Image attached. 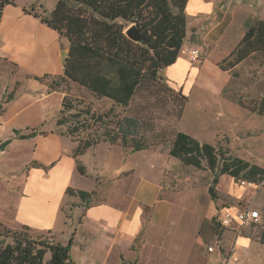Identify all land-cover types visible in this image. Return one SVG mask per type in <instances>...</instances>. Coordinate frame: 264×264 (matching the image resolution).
I'll return each instance as SVG.
<instances>
[{
	"label": "crops",
	"instance_id": "crops-1",
	"mask_svg": "<svg viewBox=\"0 0 264 264\" xmlns=\"http://www.w3.org/2000/svg\"><path fill=\"white\" fill-rule=\"evenodd\" d=\"M9 1L0 6V60L4 68H11L0 69L4 71L0 74V82L5 85L2 93L17 83L24 87L13 100L5 102L0 111V137L11 143L30 130L18 127L21 124L18 119L29 108L37 103L43 105L54 96L59 111V95L56 91L48 93L38 79L62 74L65 57L61 54L65 51L67 55L69 47L67 39L56 29L42 23L40 17L28 10L36 0ZM243 2L187 0L186 34L188 29L195 34L191 44L209 53L213 49L220 50L224 58L228 53V33L235 24L236 13L244 10ZM183 46L186 48L180 50L175 62L162 74L172 88H182L188 94L200 70L189 61L187 45ZM216 85L220 93L222 85ZM217 116L218 121L224 117ZM45 117L41 114L34 126H39L43 132L33 137L40 143L32 160L35 177H31L30 172L26 174L15 207L21 214L18 217L21 226L47 231L63 244L72 239L71 261L67 264H264L260 231L249 230L248 226L241 232L231 228L219 230L221 234L216 243L208 245L214 249L203 247L197 241L198 211L192 213L189 224L176 220L175 214L173 216L175 196L163 191L161 175L137 171L140 165L132 158L143 150L121 155L119 150L111 152L107 146L103 159L97 145L75 157L74 143L55 130L56 116L48 129L43 128ZM219 128L211 138L201 132L194 136L210 143ZM78 161L85 166L83 174L78 171ZM148 161L139 164L147 165ZM77 176L91 185L86 188L74 184ZM67 187L86 191L101 189L103 201L86 205L78 196L68 195ZM68 201L73 205L63 212L62 206ZM260 204L258 207L264 212V201ZM38 205L42 211L45 209V214L38 212Z\"/></svg>",
	"mask_w": 264,
	"mask_h": 264
},
{
	"label": "rangeland",
	"instance_id": "rangeland-1",
	"mask_svg": "<svg viewBox=\"0 0 264 264\" xmlns=\"http://www.w3.org/2000/svg\"><path fill=\"white\" fill-rule=\"evenodd\" d=\"M15 1L20 3L25 0ZM56 2L57 0H36L34 4L28 6V10L47 16ZM243 4L244 10L236 13L235 24L228 33V53L224 58L241 40L247 20H264V0H244ZM61 36L67 39L66 36ZM194 37L195 34L188 29L185 41H183V45H187L189 52L192 49H199L201 52L199 61H191L192 65L198 67L200 71L194 87L188 94L182 88L175 89L170 86L162 74L166 73L165 68L159 73V81L142 83L125 107L114 104L108 98L95 96L72 80L56 75L47 76L38 80L46 86L45 90L48 93L57 92L61 100L59 111H57V106L55 107L56 97L53 96L43 105L37 103L29 108L26 114L18 119V121L21 120L18 127L22 130L30 129L28 133L33 128L41 132L39 126L34 127L38 124L41 114L46 116L43 122L44 129L49 128L55 115V130L66 135L74 143L75 150L77 146H82L86 141L97 140L92 147L100 145L98 150L104 159L107 146L111 152L119 150L121 155L133 153L131 146L124 148L120 142L110 144L103 141V138L105 129L112 127L117 118L137 117L141 121L140 134L149 144L143 153L133 155L132 159L140 165L137 171H151L161 175L163 191L175 196L173 216L175 214L176 220L179 219L183 224H189L193 218L192 213L195 210L198 211L200 225L197 241L203 247L214 245L220 237L221 233L216 224L217 216L220 209L230 206L236 209L248 206L259 210L262 214L261 222L246 226L249 230L260 231V239L264 241V212L258 207L264 201V180L256 183L245 181L246 184L242 186L241 181H236L232 176L220 175L218 182L214 184L215 197L212 199L208 192L213 178L211 170L185 165L181 160L169 156L170 142L177 131L192 133V136L201 132L211 138L213 132L220 127L216 137L210 143L227 148L233 155L249 161L250 164L264 167V117L252 113L237 103V100L249 103L261 95L264 88V54L251 55L233 68L222 70L218 65L224 59L220 50L213 49L215 51L210 50L209 53L207 49L194 46L191 44ZM183 45L181 49L186 48ZM189 52L187 57L190 61ZM3 66L0 60V69L4 68ZM8 68L11 69L10 67L4 69ZM0 74H4V71L0 70ZM5 77H9L7 71ZM216 84L222 85L223 89L220 93L219 90L217 91ZM3 86L5 85L1 81L0 111L8 97H12L13 100L18 90L21 87L24 89L23 84L17 83L12 89L2 93ZM27 90L32 92L30 89ZM178 93L188 97L187 103L182 106V111ZM111 107H113V113L109 117L103 115L100 119L99 115L105 114ZM87 108L90 114L94 113L93 116L85 112ZM56 112H58L57 115ZM220 114L224 117L218 121L217 115ZM58 120L61 123H58ZM74 127L77 130L73 132ZM33 137L25 139L18 137L17 140L8 143L4 149H0V264H57L59 261L58 255L51 247L32 243L30 254H26V246L17 243L13 238L15 233L19 232L21 236H28L36 242L43 240L59 242L58 238L51 233L30 227L27 229L21 226L18 220L21 214L15 206L20 198L21 186L28 172L31 173V177H35L36 173L35 163L32 160L40 143ZM4 140L6 139L1 136L0 144ZM198 140L204 142L200 138ZM142 160H149L148 164H139L143 163ZM73 183L86 188L91 185L88 180L78 176ZM104 183L108 184L106 181ZM100 190H95L96 195L88 204L103 201ZM34 199L38 200L37 197ZM72 205L69 201L66 202L62 206V211L66 212ZM37 210L42 211L40 205L37 206ZM44 211L45 209L42 213L45 214ZM41 215L36 217L39 218ZM74 251L75 249L73 250L75 254Z\"/></svg>",
	"mask_w": 264,
	"mask_h": 264
},
{
	"label": "trees",
	"instance_id": "trees-1",
	"mask_svg": "<svg viewBox=\"0 0 264 264\" xmlns=\"http://www.w3.org/2000/svg\"><path fill=\"white\" fill-rule=\"evenodd\" d=\"M6 1L9 0H1L0 6ZM186 2L187 0H57L47 16L34 14L41 18L42 23L56 29L69 41L64 71L59 77L72 80L95 96L108 98L114 104L125 107L142 83L159 81L161 70L172 65L179 56L186 38ZM132 24L139 30V41L130 39L125 33ZM245 26L239 43L218 63L220 69L233 68L251 55L264 54V20H247ZM178 95L182 111L188 97L182 93ZM6 100L9 102L12 97ZM237 103L264 117V88L258 98L249 103L237 100ZM85 112L90 114L88 108ZM111 113L113 107L99 115L100 119L103 115L109 117ZM90 115L93 116L94 113ZM140 122L133 116L117 118L112 127L105 129L103 141L110 144L120 142L124 148L131 146L132 152L147 149L149 144L140 134ZM58 123L61 121L58 120ZM76 130L75 127L72 128L73 132ZM38 133L43 132L33 128L27 134H20L19 138H31ZM96 142L97 140L86 141L82 146H77L74 156L83 154ZM168 153L185 165L211 170L213 178L208 192L212 199L215 197L214 184L218 182L220 175H229L236 181L249 183L264 180V167L250 164L217 144L201 142L185 131L175 133ZM84 169L78 161V171L83 174ZM66 193L78 196L87 205L96 195L95 190L70 187H67ZM25 228L29 229L28 226ZM13 238L26 246V254H30L32 243H38L52 248L58 255L57 264L71 261L69 251L72 239L65 244L48 240L36 242L28 236H21L19 232Z\"/></svg>",
	"mask_w": 264,
	"mask_h": 264
},
{
	"label": "built area",
	"instance_id": "built-area-1",
	"mask_svg": "<svg viewBox=\"0 0 264 264\" xmlns=\"http://www.w3.org/2000/svg\"><path fill=\"white\" fill-rule=\"evenodd\" d=\"M190 61H199L201 58V52L199 49H192L189 52ZM1 127V126H0ZM240 184L243 186L246 184L245 181H241ZM261 213L259 210L245 206L242 209L232 210L230 207H223L220 209L217 221L219 230L231 228L241 232L242 228L246 225L257 224L261 221ZM213 246H208V250L212 251Z\"/></svg>",
	"mask_w": 264,
	"mask_h": 264
},
{
	"label": "water",
	"instance_id": "water-1",
	"mask_svg": "<svg viewBox=\"0 0 264 264\" xmlns=\"http://www.w3.org/2000/svg\"><path fill=\"white\" fill-rule=\"evenodd\" d=\"M125 33H126V35H127L130 39H132V40H134V41H137V40L139 41V40L141 39V36H140V34H139V30H138L137 27H136L135 25H133V24L130 25V26L126 29ZM65 55H66V52L63 51L62 54H61V57L64 58ZM8 143H9V140H4V141H2L1 144H0V149H4V147H5Z\"/></svg>",
	"mask_w": 264,
	"mask_h": 264
}]
</instances>
